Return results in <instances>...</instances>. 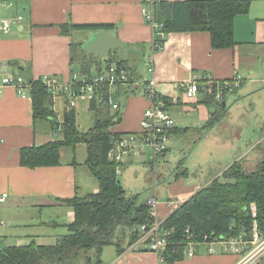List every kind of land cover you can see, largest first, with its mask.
Here are the masks:
<instances>
[{"label": "crops", "instance_id": "obj_1", "mask_svg": "<svg viewBox=\"0 0 264 264\" xmlns=\"http://www.w3.org/2000/svg\"><path fill=\"white\" fill-rule=\"evenodd\" d=\"M4 1L11 2V5L0 3V19L10 18L13 23L8 32L0 29V196L3 193L8 194L7 199L0 202L1 248L7 246H3L6 242L8 246L27 245L34 241L44 244L40 240L46 235L47 230L55 227H60L58 229L61 232L64 230L69 232L68 225L74 221L75 212L64 200L99 191L98 181L92 189L86 186L89 174L85 168L87 166L85 143H79L72 149L70 159L65 157L63 147L59 165L37 168L22 165L23 147L42 145L56 139L61 133L60 129H55L53 121L35 118L29 88L27 95H22L14 85H2V77L21 76L27 81L42 78L47 74L57 77L71 89L81 78L92 77L108 68L110 66L108 62L114 60V56L110 54L115 50L137 53L140 49H150L152 55L148 61L153 58L155 67L153 78L161 94L168 98L170 112L173 114L175 110H180L187 115L188 125L181 127L177 123L170 139L175 136L184 137L188 133L196 132L200 127H215L220 123L219 117L216 119L215 115L213 116V103L206 101V94L188 97L182 88L177 87L180 83L195 78L221 83L238 78L241 86L244 85L246 77L254 83L264 81V78L258 76L263 75L264 71L259 73L255 68L256 60L261 57L256 54V48L259 46L264 48L262 17L242 20V17L247 16L246 13H244L246 16L239 14L236 17L237 44L234 47L213 48L208 31H176L168 34L162 49L154 51L152 28L143 13L144 0ZM253 1L256 0H252V3ZM18 16L23 18L18 19ZM87 23L106 24L108 27L99 29L70 27V24ZM100 30L112 33L121 42L105 56L87 51L83 47L90 35ZM75 49L77 52H74ZM124 55L117 60H125L129 66V59ZM133 70L138 73L136 69ZM140 79L139 77L138 81ZM141 88L136 94L121 97L122 121L112 127L113 132L121 134L141 132V120L149 105ZM65 97L59 95L53 98L52 108L57 112L60 122L64 119L67 106ZM90 104L85 96H79L74 107L77 125L83 132L92 126ZM223 106H226L225 101ZM175 116L180 117V114ZM147 147L137 148L127 155L122 161L121 171L136 158L143 157L146 161ZM170 150L171 145L161 159L164 157L166 159ZM156 164L150 163L153 170L140 177L145 184L143 186L148 184V187H151V194L146 199H156V204L152 207L155 219L163 222L176 209L170 201L181 205L209 183L186 181V177L190 175L189 166L183 165L188 172L179 175L177 171L160 172L156 169ZM80 173L83 184L80 182ZM53 236L58 240L61 234L53 232ZM141 239L131 246H128L130 240L122 242L126 249L120 254L114 245L115 250L106 257L108 264H159L158 254L149 250L147 243ZM104 252L105 250L103 255ZM236 257L232 253L208 251L203 255L195 254L191 261L194 264H232ZM181 263L182 260L173 264Z\"/></svg>", "mask_w": 264, "mask_h": 264}, {"label": "trees", "instance_id": "obj_2", "mask_svg": "<svg viewBox=\"0 0 264 264\" xmlns=\"http://www.w3.org/2000/svg\"><path fill=\"white\" fill-rule=\"evenodd\" d=\"M251 4L252 0L157 1L155 20L162 25L160 31L166 36L162 38L158 34L154 41L164 46L170 32L208 31L213 48L234 47L237 44L235 19L239 14L247 13ZM70 27L99 29L108 26L87 23L70 24ZM111 64L122 66L129 73L127 83L117 88L119 99L136 94L140 87L144 93V86L135 83L140 75L129 68L125 60H117L116 63L110 60L108 65ZM26 83L33 98L35 118L58 120V114L52 108L54 94L43 80L30 79ZM206 98L207 102H216L213 95L206 94ZM65 99L67 106L59 137L42 145L23 147L21 163L31 168L56 166L61 163L63 147L71 146L73 149L77 144L85 143L86 164L99 182V191L64 200L73 208L75 218L68 225L69 232L61 235L56 243L38 244L34 241L27 245L0 247V259L6 264H102L106 245H115L119 254L126 249L118 238L119 229L130 231L128 246H131L142 237V226L149 227L155 221L148 200H142L141 192L127 193L116 171L118 163L109 158L116 140L126 135L111 130L122 121L120 106L113 109L99 99L92 100L93 124L83 132L77 125L75 108L71 107L67 96ZM166 100L169 103L167 97ZM219 106L224 108L223 103ZM185 172H188L187 168ZM223 175L225 180L215 178L163 220L161 231L167 238V245L162 256L167 264L185 259L187 229L200 240L205 235L213 239L244 231L249 233L255 221L264 229V156L252 169L242 157ZM252 203L257 205L256 217Z\"/></svg>", "mask_w": 264, "mask_h": 264}, {"label": "rangeland", "instance_id": "obj_3", "mask_svg": "<svg viewBox=\"0 0 264 264\" xmlns=\"http://www.w3.org/2000/svg\"><path fill=\"white\" fill-rule=\"evenodd\" d=\"M252 5L249 10L250 12L248 11V13H246L247 16L244 14L246 17H242V20H244V18H246V20H251L257 16L264 18V0H256ZM75 51L77 52V49H75L74 52ZM122 54H125L129 59L128 65L130 67H128L138 71L141 78L140 81L150 79L151 74L148 70L147 63L148 58L152 55L150 49H140L137 53L133 51H125L124 53L122 49H119L115 50L110 55L114 56V62L116 63L117 59H119ZM256 54L261 57L256 60L255 68L261 73L264 71V48L260 46L257 47ZM258 76L262 79L264 78V73L263 75L258 74ZM224 101L226 102L224 108L220 107L217 102L212 105L214 115L216 119L219 117L218 121H220L217 126L200 127L196 132L188 133L184 137L175 136L170 139V135L168 149L171 145V150L168 152L166 159L165 157L161 159L162 155L159 157L156 164L157 170L170 173L177 171V174L182 175L186 174L184 166H189L190 175L186 177V181L199 184H204L208 181L210 184L215 178H219L222 181L225 180L223 173L242 157L246 158L251 169L255 166L257 160L264 156V151L262 149L264 148V81L254 83L250 81L249 77H246L244 85L240 86L237 90L230 89L225 91ZM224 101H222V103ZM179 114L180 117L177 116L176 118L175 115ZM172 115L177 120L179 126L185 127L188 125L186 120L187 115L183 114L180 110H175ZM91 121L93 124L92 117ZM221 122L222 125H220ZM189 123L192 122L189 121ZM57 137H59V134ZM203 140L207 142L202 143ZM197 141H199V144H197ZM146 150H148V154L145 157L146 161L143 160V157L136 158L118 174L127 193L135 194L141 192L142 200L146 199L151 194V187L149 188L148 184L147 186H143L145 184L142 182L143 180L140 176L150 173L153 170L150 163H154V152L152 148L147 147ZM71 154L72 147H65V157L70 159ZM148 155L149 157H147ZM229 163H231V165L227 167L225 171H222ZM85 168L89 174L86 186L92 189L93 185H96L98 180L89 172L87 166H85ZM81 173L79 175L80 182L83 184ZM160 190L161 194L164 195L162 189ZM151 200L155 201L156 199L151 198L149 201ZM251 207H254L256 217L257 205L252 203ZM58 228L60 227L47 230L46 235L40 242L44 244H54L57 242V239L53 236V232H56L58 235H64L68 232L65 230L61 232ZM41 230L43 231V229ZM117 232L118 238L121 239L122 242H128L130 240V231L128 229L122 231L121 228ZM118 238H116V240H119ZM6 245L8 246L9 244L7 242L3 243V246ZM209 246V244L204 243L197 245L195 254H207ZM214 246L218 250L220 249L219 244H215ZM104 250V255L102 254V261L104 262L102 264H108L106 257L113 253L115 246L106 245ZM216 253H219V251ZM237 260L238 258L236 257V260L232 264ZM64 264L72 263L66 262ZM181 264L194 263H192L191 257H188L185 253V259L182 260Z\"/></svg>", "mask_w": 264, "mask_h": 264}, {"label": "built area", "instance_id": "obj_4", "mask_svg": "<svg viewBox=\"0 0 264 264\" xmlns=\"http://www.w3.org/2000/svg\"><path fill=\"white\" fill-rule=\"evenodd\" d=\"M145 5L143 13L152 28L153 33V50L157 48L162 49L163 45L156 43L154 40L156 35L160 34L162 38H165L166 33L161 32V24L155 20V4L157 0H144ZM1 4L7 5L11 2L0 0ZM22 16H18V19H22ZM13 20L10 18L0 19V29L8 32L11 28ZM148 70L151 74L150 79L136 81L137 85L144 86V95L149 101V105L144 111L143 118L141 120V132L122 135L119 137L114 147L109 152V158L112 161L118 163L117 173L121 172V164L124 158L132 153L135 149L148 146L152 148L154 152V162L157 163L159 157L163 155L168 149V142L170 135L177 125V120L173 117L169 110V104L166 97L159 91L156 82L153 78L155 71L153 58L148 61ZM48 89L54 94V96H67L71 107L77 105V99L79 96H85L90 102L94 99H99L100 102L109 104L113 109L120 106V100L117 95V88L120 85H124L129 80L128 70L117 64H111L103 72L93 75L92 77H83L76 82V86L69 89L65 83L61 82L57 77L52 75H43L41 78ZM2 85H14L19 93L27 95L28 85L25 79L21 76L11 78L10 76H4L1 80ZM241 86V82L238 78L229 82H217L215 80L205 79L203 81L195 78L192 81L182 82L177 87L182 88L188 97H197L200 94L213 95L214 100L221 104L224 101V93L230 89H237ZM76 87H79L76 89ZM8 194L3 193L0 196V202L7 199ZM150 206L156 204V200L149 201ZM171 205L178 208L180 204L175 201H170ZM253 215L255 217L254 207H252ZM5 225V222L2 221ZM162 221L155 219L154 223L147 227L142 226L144 240L149 250L155 252L159 256V264H167L162 256V251L167 245V238L161 231ZM187 244L185 253L188 257H193L197 251V245L209 244L208 251L210 253H216L218 251L224 253L235 254L238 260L234 264H264V229H261L257 221L254 222L251 232H241L237 235L230 237L216 236L210 239L208 235L204 236V239L200 240L196 235L191 233L190 229H187ZM219 244L218 250L214 245ZM0 264H6L1 261Z\"/></svg>", "mask_w": 264, "mask_h": 264}, {"label": "water", "instance_id": "obj_5", "mask_svg": "<svg viewBox=\"0 0 264 264\" xmlns=\"http://www.w3.org/2000/svg\"><path fill=\"white\" fill-rule=\"evenodd\" d=\"M120 44L121 42L117 36L113 35L112 33H108L106 30H100L93 32L83 47L87 51L105 56L114 47ZM53 122L55 124V129L59 130L61 122L59 120H54Z\"/></svg>", "mask_w": 264, "mask_h": 264}]
</instances>
